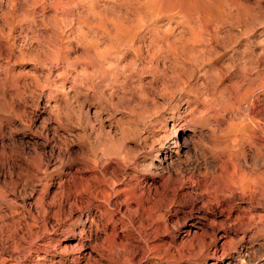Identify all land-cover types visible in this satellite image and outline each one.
Returning <instances> with one entry per match:
<instances>
[{
    "label": "rangeland",
    "instance_id": "rangeland-1",
    "mask_svg": "<svg viewBox=\"0 0 264 264\" xmlns=\"http://www.w3.org/2000/svg\"><path fill=\"white\" fill-rule=\"evenodd\" d=\"M78 1L0 0V264H264V0ZM121 146L115 192L185 181L171 230L130 194H98L110 215L66 198Z\"/></svg>",
    "mask_w": 264,
    "mask_h": 264
},
{
    "label": "bare ground",
    "instance_id": "bare-ground-1",
    "mask_svg": "<svg viewBox=\"0 0 264 264\" xmlns=\"http://www.w3.org/2000/svg\"><path fill=\"white\" fill-rule=\"evenodd\" d=\"M63 1V0H62ZM77 0H75V4H74V6L76 5V3H79V1L78 2H76ZM90 1V0H89ZM88 0H87V3L89 2ZM52 2V1H51ZM61 2V1H60ZM59 2V3H60ZM81 2V1H80ZM83 2V1H82ZM92 2H93V0H92ZM54 4H55V2H53ZM53 3H52V5H53ZM57 3H58V1H57ZM68 3V2H67ZM96 2H95V0H94V3H93V5L95 4ZM81 4V3H80ZM89 4V3H88ZM97 4V3H96ZM59 5V4H58ZM67 5H69V3L67 4ZM82 5H84V4H82ZM91 5V4H90ZM89 5V6H90ZM95 6V5H94ZM42 7H44V6H42ZM48 7H49V5H48ZM50 7H51V4H50ZM54 7H56V4L54 5ZM53 6H52V8H53V10L55 9ZM63 7H65L64 5L63 6H61V8H63ZM78 7V6H77ZM82 7V6H81ZM91 7H93V6H91ZM90 7V10L92 9ZM96 7V6H95ZM47 8V7H46ZM58 8V7H57ZM57 8L55 9V11L57 10ZM66 8V7H65ZM94 8V7H93ZM28 9V8H27ZM31 9V8H30ZM44 9V8H43ZM51 9V8H50ZM87 9V8H86ZM89 9V8H88ZM42 10V9H41ZM40 10V11H41ZM59 10H61L60 8H59ZM30 11H32V10H30ZM30 11H28V12H30ZM44 11V10H43ZM27 12V13H28ZM32 12H34V10L32 11ZM41 13H43V12H41ZM29 14V13H28ZM31 14H33V13H31L30 12V16H32ZM39 15V14H38ZM34 16H36V14L34 15ZM54 16V15H53ZM31 18V17H30ZM27 19V18H26ZM25 19V20H26ZM34 20V19H33ZM21 22V21H20ZM22 22H24V19H23V21ZM27 22V21H26ZM30 23V22H29ZM28 25V24H27ZM116 34V33H115ZM116 37H117V35H116ZM116 39V38H115ZM121 40V39H120ZM119 40V41H120ZM122 40H124V39H122ZM121 40V41H122ZM132 40V39H131ZM134 40V39H133ZM177 40V39H176ZM180 40V39H179ZM178 40V41H179ZM126 41L128 42L129 40L128 39H126ZM174 41H175V39H174ZM110 42H112V41H110ZM126 42V43H127ZM132 42V41H131ZM181 42H182V40H181ZM180 42V43H181ZM113 43V42H112ZM112 43H111V45H112ZM123 43L125 44V42L123 41ZM185 44H183V50L185 49L186 50V52L188 53L187 55V57H191V55H192V57H193V54L192 53H190V52H192L193 51V49H194V45L193 46H191L190 48L192 49V50H190V48L189 47H187V45H186V42H184ZM124 44H122V45H124ZM128 45H130L129 44V42L127 43ZM127 44H126V47H127ZM188 44H190L191 45V43H188ZM121 45V46H122ZM190 45H188V46H190ZM197 45V44H196ZM112 46H115V43H114V45H112ZM125 46V45H124ZM180 45H178L177 47L178 48H181V47H179ZM176 47V48H177ZM200 47H201V45L199 46V49H200ZM115 48H117V47H115ZM114 48V49H115ZM122 48V47H121ZM124 48V51H125V47H123ZM174 48V47H173ZM178 48H177V50H178ZM119 48H117L116 49V52L114 51L113 53L115 54V53H118L120 50H118ZM127 49V48H126ZM127 51V50H126ZM181 51V53H182V50H180ZM195 51H197V49L195 50ZM194 51V52H195ZM112 51H110V53H111ZM179 52V51H178ZM185 51H183V53H182V55H184V54H186V53H184ZM137 53V52H136ZM108 54V53H107ZM125 54V53H124ZM127 54V53H126ZM204 55V54H203ZM112 57V56H111ZM185 57V56H184ZM200 57V56H199ZM114 58V57H113ZM186 58V57H185ZM201 58V57H200ZM188 59V58H187ZM188 60H190V59H188ZM193 60V59H192ZM191 60V61H192ZM198 60V59H197ZM183 61V60H182ZM194 61V60H193ZM184 62V63H183ZM183 62H181L179 65L180 66H182L181 64H186V62L185 61H183ZM190 62V61H189ZM200 61H198V63H199ZM196 63H197V61H196ZM197 63V64H198ZM188 64V66H189V63H187ZM192 64V62L190 63V65ZM197 64H195V66L197 65ZM185 66V65H184ZM192 67H193V65L192 66H190V67H188L189 69H192ZM99 68V67H98ZM187 69V68H186ZM137 72V71H136ZM136 72H135V74H136ZM189 73V72H188ZM190 73H192V72H190ZM132 75V74H131ZM139 75V74H138ZM186 75V74H185ZM187 77V76H186ZM188 77H189V75H188ZM156 80V79H155ZM172 80V79H171ZM177 81V80H176ZM174 82V81H173ZM179 82V81H178ZM177 83V82H176ZM182 84V83H181ZM183 84H184V81H183ZM175 85H177V84H175ZM175 88H177V90H183L184 89V86L183 85H180V83L175 87ZM183 94H184V92H183ZM186 94V93H185ZM252 108H253V105H252ZM259 114H260V111L258 110V109H254V115H253V118H257V119H259ZM264 116V115H263ZM255 124V125H254ZM253 124V133H252V142H254L255 143V147H257V148H262L263 150H264V123H259L258 124V122H256V123H254ZM168 142V141H167ZM124 145V144H123ZM168 146H169V144H168ZM170 147V146H169ZM124 147H118V150L116 151V153L114 154V156H109V157H105V158H102V159H96V158H84L83 157V160H82V162H81V164L83 165V166H87V167H90L91 169H93V171H96V170H99L100 172H101V174H102V180H98V181H94V182H91L90 184L88 183L87 184V186L85 185L86 184V181H84L83 182V180L84 179H79L78 180V182L77 183H75V189H67V192L65 193V195H66V198H68V197H71V196H73L74 198H80L82 201H84V203L86 202L87 203V205L85 206V207H90V208H95V211L93 212V213H96V212H98V213H100V212H102V213H106V215H110L111 213H112V209H110V208H108V206H106V205H103V204H101L100 203V201H99V193H101V191L102 190H104V189H106V188H108V189H110V190H114V187L115 186H117V185H121V184H125V179L126 178H128L127 177V170H128V162H127V159L125 158L126 156L123 154V151H124ZM259 155V154H258ZM261 156H262V154H260ZM257 160H259L258 159V157L256 158ZM216 160H218L217 158H216ZM256 160V161H257ZM113 161H115L116 163H117V165H119L120 166V168H116L117 170H110L109 169V167H110V164L113 162ZM255 161V160H254ZM255 161V162H256ZM114 162V163H115ZM115 163V164H116ZM113 164V163H112ZM237 164V163H236ZM243 164V163H242ZM114 165V164H113ZM218 165V164H217ZM246 167L248 166L247 164H244ZM253 167H252V169L256 172V173H258L259 174V172H261L260 174H264V157L262 158V160H260V162H256V163H253ZM115 166V165H114ZM219 166V165H218ZM232 166H233V164H232ZM116 167V166H115ZM115 167H114V169H115ZM118 167V166H117ZM215 167H217V166H215ZM248 168V167H247ZM219 170V169H218ZM250 170H251V168H250ZM249 170V171H250ZM232 171H240V169L237 167V166H234L233 167V170ZM95 173V172H94ZM232 173V172H231ZM251 174V173H250ZM253 174H254V172H253ZM100 175V174H99ZM98 175V176H99ZM219 175V174H218ZM247 175H249V173L247 174ZM240 176H241V173H240ZM260 176V175H259ZM93 177V176H92ZM100 177H101V175H100ZM254 177H256V176H253V178ZM252 178V179H253ZM91 179V178H90ZM180 179V178H179ZM204 179V178H203ZM88 181H89V179H87ZM260 180V179H259ZM176 181V180H175ZM248 181V180H247ZM90 182V181H89ZM243 183V182H242ZM184 185H185V181H181V179H180V181H179V183L177 184V185H174V184H163V185H160V186H146L145 185V188L143 189V188H141L138 184L137 185H135V186H133V187H131V188H129V189H127V190H121V191H119V192H115V190H114V192H113V194H114V198H118V197H120L121 198V196H124V195H127V194H130L131 195V198L130 199H133V201H135L134 203H136V205L138 206V208H139V214L137 215V217H139V218H144V219H146V220H153L152 221V224L151 225H153V224H155L156 225V227H155V232H156V234L158 235L160 232H163V231H166V230H171L172 229V227L171 226H169V225H167V224H164V222L163 221H161V214H158L159 212H161V210H166L165 208H168L167 206H169V205H172V204H175V203H178L177 202V200L176 199H174L173 197H175L176 195H178V193H179V190L181 191V189H183V187H184ZM256 184H254V186H255ZM214 185H212V187H213ZM232 186V185H231ZM250 185H248V187H249ZM253 186V187H254ZM233 187V186H232ZM248 187H244L245 189L244 190H248ZM257 186H255V188H256ZM261 187V186H260ZM259 187V188H260ZM229 188V187H228ZM142 189V190H141ZM230 189V188H229ZM250 190H251V188H249ZM261 189V188H260ZM215 190V189H214ZM228 190V189H227ZM206 191V190H205ZM252 191H253V188H252ZM255 191V190H254ZM258 191H259V189H258ZM248 192V191H247ZM103 193V192H102ZM209 193V192H208ZM226 193H228V192H226ZM244 194H245V191L243 192ZM256 194H257V189H256V192H255ZM260 193H261V191H260ZM99 194V195H98ZM205 194H206V192H205ZM229 194V193H228ZM264 194V193H263ZM201 195V194H200ZM216 195H218V194H216ZM220 195V194H219ZM219 195H218V197H219ZM230 195H232V194H230ZM250 195V194H249ZM173 196V197H172ZM179 196V195H178ZM183 196V195H182ZM203 196V195H202ZM204 196H206V195H204ZM203 196V197H204ZM208 196V195H207ZM227 196V195H226ZM225 196V197H226ZM248 196V195H247ZM259 196H261V194H259ZM258 196V197H259ZM72 197V198H73ZM172 197V198H171ZM198 197V196H197ZM212 197H213V195H212ZM246 197V196H245ZM262 197V196H261ZM177 198V197H176ZM196 198V197H195ZM221 198V197H220ZM223 198V197H222ZM227 198V197H226ZM226 198H223V199H226ZM249 198V197H248ZM79 199V200H80ZM199 199V198H198ZM216 199V198H215ZM233 199H234V197H231V198H227L226 199V201L227 202H231V201H233ZM253 199H254V197H253ZM255 199H257V198H255ZM81 200L79 201V202H81ZM126 200L127 199H125L124 198V200H122V201H120L119 203H117L119 206H121L123 203H126ZM180 200V199H179ZM201 200V199H200ZM209 199H208V197H207V201H208ZM210 200H212V198L210 199ZM209 200V201H210ZM259 200H261L260 198H259ZM133 201H131L132 203H133ZM181 201V200H180ZM250 201V200H249ZM258 201V200H257ZM262 201V200H261ZM74 202V201H73ZM211 202V201H210ZM223 202V201H222ZM180 203V202H179ZM178 203V204H179ZM217 203V202H216ZM250 203H252V202H250ZM211 204V203H210ZM71 205H72V203H71ZM207 205V204H206ZM211 206V205H210ZM212 206H214V205H212ZM215 206H217V205H215ZM220 206H222V205H220ZM62 206H60V208H61ZM68 207V206H67ZM71 207H73V206H71ZM75 207V206H74ZM81 207V206H80ZM198 207V206H197ZM209 207V206H208ZM233 207V206H232ZM199 208V207H198ZM91 210V209H90ZM230 210V209H229ZM232 210H233V208H232ZM70 211V210H69ZM68 211V212H69ZM85 211V210H84ZM228 211V210H227ZM231 211V210H230ZM62 212V211H61ZM60 212V213H61ZM229 212V211H228ZM65 213V212H64ZM70 213H71V211H70ZM69 213V214H70ZM74 213V212H73ZM164 213V212H163ZM68 214V213H67ZM101 214V213H100ZM115 214V213H114ZM65 216V215H64ZM70 216V215H69ZM99 216V215H98ZM65 218H67V217H65ZM58 220V219H57ZM58 222V221H57ZM56 222V223H57ZM55 223V224H56ZM59 225V224H58ZM134 251V250H133ZM132 251V252H133ZM132 254H136V255H139L140 257H144L145 256V251L144 250H137L136 252H134V253H132Z\"/></svg>",
    "mask_w": 264,
    "mask_h": 264
}]
</instances>
